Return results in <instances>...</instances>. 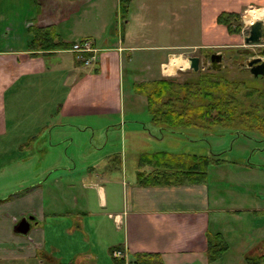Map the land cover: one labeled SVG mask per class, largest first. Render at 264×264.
Instances as JSON below:
<instances>
[{
	"label": "crops",
	"instance_id": "obj_1",
	"mask_svg": "<svg viewBox=\"0 0 264 264\" xmlns=\"http://www.w3.org/2000/svg\"><path fill=\"white\" fill-rule=\"evenodd\" d=\"M100 4L107 8L98 14ZM246 7H253L248 25L264 21V0H202L204 42L165 49L171 60L165 74L175 73L173 62L188 66L176 51L240 44L217 17ZM151 9L144 1L114 29L107 0H0V146L14 167L0 169V178L7 174L4 195L14 193L0 205V264H116L113 249L122 250L126 264L134 254L159 255L164 264H210L207 235L214 234L218 199L207 183L138 182L140 172H156L143 155L169 152L160 150L164 131L153 118L129 120L145 109L123 105L126 65L145 52L137 42L147 39L148 27L179 31L177 18L167 25L145 18ZM47 27L63 44L90 41L95 62L85 66L70 49L34 51V29ZM54 176L59 197L42 185ZM26 217L29 234H16Z\"/></svg>",
	"mask_w": 264,
	"mask_h": 264
},
{
	"label": "rangeland",
	"instance_id": "obj_2",
	"mask_svg": "<svg viewBox=\"0 0 264 264\" xmlns=\"http://www.w3.org/2000/svg\"><path fill=\"white\" fill-rule=\"evenodd\" d=\"M144 1L152 8L150 14H146L145 18H152L153 21L159 23L162 20V23L166 25L171 21L174 23L173 18H177L179 24L176 27L179 31L176 32V29L169 30L165 27L160 28L159 24H156L150 29L149 27L146 29L147 39L145 41L137 42L138 45L145 44L146 49L145 52L136 54L138 55L137 58L126 65L122 86L123 105L126 108H143L145 113L138 114L136 117L139 119H129L130 121H152V115L147 107V97L135 92L136 80L138 82L156 81L157 78L162 77V79L183 84L196 82L202 78L209 79L208 76H210V81L213 83L225 79L230 81L243 80L249 85L252 84L250 83L252 75L240 72V62L234 52L231 51L236 50V46H245V48L256 52L264 50V44L247 46L245 43V39L250 33V27L245 18L247 12L253 7H246L239 13L242 15L244 28L242 33L238 35L240 44L236 45L235 48L176 51L177 58L183 62L188 61V66L183 69H180L183 67L180 66L178 69H174L173 75H166V69L162 63L166 62V66H168L171 60L169 61L168 57L170 52L165 51V49L191 44L201 45L204 42L208 30H206V25L203 22L202 0H136L134 2L132 0L127 19L131 17L133 12L138 13ZM107 6L110 11H113L114 29L117 28V22L120 23V26L124 24L120 0L119 2L118 0H107ZM106 8L100 4L97 13L104 12ZM255 11L261 10H252L251 12ZM213 51H221L222 54L226 55L219 74L215 73L217 70H213L214 72L208 70L212 69L210 63L206 66L202 63L198 72L190 68V57L202 59L205 53ZM170 68L173 69L172 65ZM257 87L264 88V80L259 82ZM261 102V100L257 101V103ZM249 103L245 102V108L252 111L253 109H249L251 107ZM257 103L254 102V104ZM181 131V134H171L164 131V139L159 143L160 150L169 152L176 157L204 156L212 161L211 164H208L205 182L210 187L211 194H215L213 197L216 196L218 199V208H215L217 211L215 215H212L213 235L221 234L229 245L228 252L218 263L248 264L245 261V256L264 242V134L240 132L236 128L222 126H214L208 130L189 126L182 128ZM4 149L5 146H0V169L4 173H8L14 167L5 155ZM6 175L0 178V205L3 204V200H8L14 194L4 195L5 187H7ZM57 179V176L50 179L46 178L42 185L47 184L44 188L49 190L52 195L57 194L59 197L56 191L57 188H60L56 186ZM8 180L10 179L8 178ZM80 189L81 185L75 188L74 192L79 193ZM70 240L71 238H68L66 242L63 241L60 244L64 242L70 244ZM254 253L253 251L252 254ZM103 263L102 260L101 264Z\"/></svg>",
	"mask_w": 264,
	"mask_h": 264
},
{
	"label": "trees",
	"instance_id": "obj_3",
	"mask_svg": "<svg viewBox=\"0 0 264 264\" xmlns=\"http://www.w3.org/2000/svg\"><path fill=\"white\" fill-rule=\"evenodd\" d=\"M131 2L132 0H120L124 24L128 20ZM217 24L224 26L230 35H240L244 28L242 15L239 13L222 12L217 17ZM122 31L125 32L124 27ZM73 45L59 42L53 27L37 28L33 31L34 51L67 50L72 49ZM208 70L213 71V69ZM219 71L215 73L219 74ZM208 77L209 79L202 78L196 82L183 84L166 79L136 83L135 92L147 97L153 122L163 131L171 134H181L182 128L189 126L205 130L214 126L233 127L240 132L264 134V88L257 87L264 79L252 76L250 78L252 84L249 85L243 80L223 79L213 83L210 81V76ZM258 100L262 102L257 103ZM245 102H250L249 109H253L252 111L245 108ZM141 161L144 165L150 164L156 168L154 173L138 174V182L141 186L203 183L206 181L208 164L212 163L208 157H174L163 152L143 155ZM207 241L210 264L219 262L228 252L229 245L221 234H208ZM116 250L118 249L111 250V253ZM114 260L116 264H126L125 259L114 258ZM245 261L248 264H264V242L246 255ZM128 264L164 263L159 255L134 254Z\"/></svg>",
	"mask_w": 264,
	"mask_h": 264
},
{
	"label": "water",
	"instance_id": "obj_4",
	"mask_svg": "<svg viewBox=\"0 0 264 264\" xmlns=\"http://www.w3.org/2000/svg\"><path fill=\"white\" fill-rule=\"evenodd\" d=\"M250 27V33L249 36L246 37L245 43L247 46L252 45H260L264 44V21L259 20L255 21L252 24L249 25ZM260 56L264 57V50L261 51ZM225 59V56L220 53H213L210 56V62L208 58L206 57L204 60H201L199 57H191L189 58L190 61V68L198 72L200 70V65L203 63L204 66L207 64H211V68L213 70H220L222 68V63ZM245 66L250 69L251 74L254 77L262 76L264 77V61L262 58H253L248 60L245 63ZM165 69L168 68V66H164ZM31 229V223L29 222V219L26 217L24 218L15 228L14 232L19 235H28Z\"/></svg>",
	"mask_w": 264,
	"mask_h": 264
},
{
	"label": "built area",
	"instance_id": "obj_5",
	"mask_svg": "<svg viewBox=\"0 0 264 264\" xmlns=\"http://www.w3.org/2000/svg\"><path fill=\"white\" fill-rule=\"evenodd\" d=\"M76 55L78 61L84 63L86 66L92 65L96 60L97 50L93 47L90 41L77 42L70 50ZM114 257L123 258V252H114Z\"/></svg>",
	"mask_w": 264,
	"mask_h": 264
},
{
	"label": "flooded vegetation",
	"instance_id": "obj_6",
	"mask_svg": "<svg viewBox=\"0 0 264 264\" xmlns=\"http://www.w3.org/2000/svg\"><path fill=\"white\" fill-rule=\"evenodd\" d=\"M263 50V49H262ZM231 52H234V54L237 56V60H239V65H240V72H246L250 75L251 72H250V69H248L246 66H245V63L249 60V59H253V58H262V60L264 61V57L260 56V51L256 52L254 50H251V49H248V48H245V47H238L236 50H233ZM214 52H211V53H205L202 57L201 60H204L206 57L208 58L209 62H210V56L213 54ZM226 58V55L223 54ZM253 76V75H252ZM254 77V76H253ZM254 78H261L263 79L264 77L262 76H259V77H254Z\"/></svg>",
	"mask_w": 264,
	"mask_h": 264
},
{
	"label": "bare ground",
	"instance_id": "obj_7",
	"mask_svg": "<svg viewBox=\"0 0 264 264\" xmlns=\"http://www.w3.org/2000/svg\"><path fill=\"white\" fill-rule=\"evenodd\" d=\"M180 60V59H179ZM181 63V62H180ZM179 63H177V62H173L172 63V68L173 69H178L179 67H180V65H178Z\"/></svg>",
	"mask_w": 264,
	"mask_h": 264
}]
</instances>
